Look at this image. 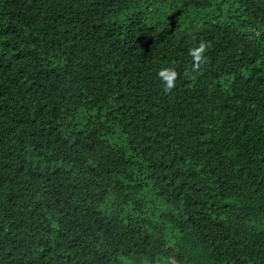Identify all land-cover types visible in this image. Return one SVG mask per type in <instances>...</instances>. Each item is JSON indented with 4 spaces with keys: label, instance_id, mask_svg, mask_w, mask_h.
Masks as SVG:
<instances>
[{
    "label": "trees",
    "instance_id": "obj_1",
    "mask_svg": "<svg viewBox=\"0 0 264 264\" xmlns=\"http://www.w3.org/2000/svg\"><path fill=\"white\" fill-rule=\"evenodd\" d=\"M0 264H264V0H0Z\"/></svg>",
    "mask_w": 264,
    "mask_h": 264
},
{
    "label": "clouds",
    "instance_id": "obj_2",
    "mask_svg": "<svg viewBox=\"0 0 264 264\" xmlns=\"http://www.w3.org/2000/svg\"><path fill=\"white\" fill-rule=\"evenodd\" d=\"M206 43L201 41L198 46L189 49L188 54L192 57V67L196 69L204 59V53L206 51ZM157 76L160 79L162 90L165 94L170 93L175 85L178 73L173 67H162L157 72Z\"/></svg>",
    "mask_w": 264,
    "mask_h": 264
}]
</instances>
